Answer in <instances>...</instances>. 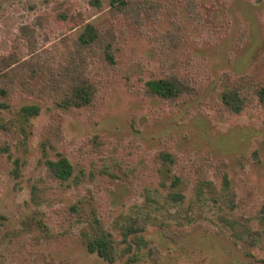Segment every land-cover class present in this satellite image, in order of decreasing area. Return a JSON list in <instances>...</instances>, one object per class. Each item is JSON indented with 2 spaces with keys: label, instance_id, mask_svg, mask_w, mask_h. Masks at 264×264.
<instances>
[{
  "label": "rangeland",
  "instance_id": "1",
  "mask_svg": "<svg viewBox=\"0 0 264 264\" xmlns=\"http://www.w3.org/2000/svg\"><path fill=\"white\" fill-rule=\"evenodd\" d=\"M100 1L0 0V57L16 54V66L59 73L86 24L116 37L114 64L104 42L84 52L91 104L62 109L17 82L0 109V264H110L87 249L103 234L126 264L128 227L161 253L154 261L144 248L137 264H264V0H157L159 19L145 14L143 25ZM170 29L185 39L173 66L194 91L187 100L151 87L170 74L156 42ZM238 78L248 108L234 113L224 82ZM52 124H63L58 151L44 142ZM58 154L74 170L66 181L46 164ZM162 221L181 236L167 238Z\"/></svg>",
  "mask_w": 264,
  "mask_h": 264
},
{
  "label": "trees",
  "instance_id": "2",
  "mask_svg": "<svg viewBox=\"0 0 264 264\" xmlns=\"http://www.w3.org/2000/svg\"><path fill=\"white\" fill-rule=\"evenodd\" d=\"M95 6L100 7V0H93ZM157 0H110V12L118 18L122 15H126L138 22L139 25H143V16L149 14L151 19L158 20L161 5ZM63 19H67L68 15L61 14ZM29 30V28H23V31ZM29 33L28 31H26ZM115 35L109 40L106 39L100 32V30L92 24H86L79 34L76 40L77 53H72L70 62L59 73H55L50 69L40 68L34 65L33 62H24L20 66H16L20 59L16 54L4 55L0 57V109H10L14 102V95L16 84L23 88L25 92H28L31 97L40 99H50L58 107L62 109L83 108L91 104L97 95V88L95 84L90 80L84 69V63H88L86 60L85 51L91 50L95 45L104 42L105 57L110 64H114V43ZM185 41L183 34L174 31L173 29L164 31L158 36L156 42L158 43L161 57L163 58L164 65L171 64L169 68V75L164 79H160L155 83H151V87L156 89L157 95L164 101L175 100H187L186 97L194 92L191 90L189 83L181 80L175 73L173 66V60L177 59V52L182 47ZM79 60V61H78ZM19 75L22 78L18 81ZM41 76L40 79L38 77ZM31 80H36L34 87H31ZM230 81L225 80V87L223 96H225V102L230 110L234 113H240L247 109V99L245 97V84L247 80L236 79ZM233 81V82H232ZM248 82V81H247ZM157 83V84H156ZM155 84L157 86H155ZM256 96L259 102L264 104V87L255 89ZM32 113V112H30ZM63 126V124H62ZM61 124L49 125L45 127L43 136L46 148L54 151L60 150V147L64 140V133ZM105 141L102 137H97L94 140L89 141V145L93 149L103 146ZM9 147H5L3 151H9ZM47 167L52 175L57 180L66 181L73 176L74 170L69 160L63 154L57 155V160H47ZM198 177L204 180L207 176V170H199ZM264 211V206L262 207ZM163 230V234L167 238L173 240L180 237L176 235V232H182L181 229L175 230L171 225L160 223ZM140 230H134V228H126L123 231V241L127 244V249L130 251L134 248L133 258L126 264H137L141 259V253L144 248L148 249V255L154 261L160 259L161 253L152 245L151 242L143 238L137 233ZM87 249L90 253L97 254L100 258L114 264L112 257L115 256V247L112 245V241L108 235H102V238L96 237L90 238L86 241ZM95 245V246H94ZM133 247V248H132ZM136 251V252H135ZM114 253V254H112Z\"/></svg>",
  "mask_w": 264,
  "mask_h": 264
}]
</instances>
